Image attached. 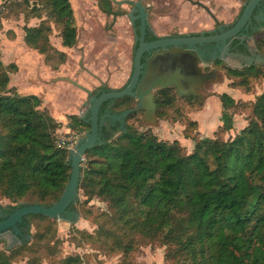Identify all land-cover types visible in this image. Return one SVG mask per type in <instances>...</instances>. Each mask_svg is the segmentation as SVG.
Listing matches in <instances>:
<instances>
[{"label":"trees","instance_id":"16d2710c","mask_svg":"<svg viewBox=\"0 0 264 264\" xmlns=\"http://www.w3.org/2000/svg\"><path fill=\"white\" fill-rule=\"evenodd\" d=\"M34 1L61 25L62 45L73 47L78 34L71 1ZM99 7L108 15L115 13L112 0H100ZM26 31V43L48 60L51 54L61 61L66 58L64 52L53 49L48 39L51 26L46 21ZM158 38L151 31L146 40ZM137 46L138 42L134 52ZM258 48L264 52V38ZM221 62L216 60V64ZM226 73L231 87L241 86L246 92L251 90V81L263 75L259 65L228 67ZM8 83V71L0 62V195L12 202L0 205V210L7 215L23 204L55 203L71 172L69 151L55 144L59 123L40 109L38 96L8 94ZM103 90L110 88L101 87L94 94ZM218 97L221 126L213 137L201 136L198 122L187 119L183 135L194 142L189 153H183L178 140H161L150 129L140 131L128 123L117 138L108 137L87 150L79 189L86 202L97 196L112 212L109 226L98 223L94 235L84 234L87 240L126 254L133 250L137 236L147 242L159 240L167 246L171 264H264V92L253 102L247 124L228 139L217 133L233 129L235 101L226 92ZM184 99L199 105L204 100ZM175 100L174 88L155 91L157 107L162 110L159 115L172 108ZM135 102L130 96L110 100L101 113L107 104L118 114L134 108ZM137 112L130 113L126 122ZM88 117L69 115V127L90 129ZM75 205L69 209L79 214ZM25 218L30 227L40 221L36 225L40 240L47 238L51 220H56L40 214ZM30 241L0 249V264H19L15 259L30 249ZM60 264H81V259L69 256Z\"/></svg>","mask_w":264,"mask_h":264},{"label":"rangeland","instance_id":"374dc122","mask_svg":"<svg viewBox=\"0 0 264 264\" xmlns=\"http://www.w3.org/2000/svg\"><path fill=\"white\" fill-rule=\"evenodd\" d=\"M70 1L78 35L75 45L66 48L62 45L61 25L48 15L41 3L30 0L26 5L21 0H0V62L9 75L7 93L22 97L38 96L42 101L40 109L45 110L53 122L59 123L54 132L55 144L68 151L76 146L77 137L90 129L83 127L74 130L69 127V115L82 116L88 106H84L86 92L67 78L88 87L93 94L100 90L102 84L112 89L122 88L132 72L137 42L134 21L130 15L133 10L131 5L124 4L122 10L117 12V5L113 2L115 13L108 15L100 9V0ZM135 1H140L149 9V23L155 33H170L172 25L175 31L183 28V24L196 27V32L214 27L213 18L198 5L192 6L196 9V14L185 15L180 5L182 0ZM203 1L209 2V5L204 4L221 22L230 23L238 16L246 0L234 1L223 15L217 13V7L211 0V3ZM43 21L51 26L48 39L53 49L66 54L64 60H59L53 54L48 56L51 58L48 60L46 54L26 43L27 28L38 27ZM12 65L14 67H10ZM228 67L241 68L223 63L215 64L213 68L218 70V77L201 90V97L204 99L202 105L176 96L173 107L164 111L163 115H159L162 110L157 109L155 122H146L144 113L138 111L127 123L140 131L150 129L161 140H178L183 153H189L194 142L183 135L187 119L198 121L201 136L213 137L221 126L222 108L218 95L226 92L235 101L233 129L229 132L220 130L217 134L223 139L233 137L234 133L247 124L253 102L264 91V65H259L263 75L251 81L249 92L241 86H228L232 81L227 77ZM204 70L211 68L205 67ZM119 135L120 132L112 138ZM78 193L75 202L79 211L78 218L74 222L69 219L51 220L52 230L50 234L47 233L45 240H40L37 231L40 227L36 226L40 221H36L31 227L30 249L16 257L15 261L19 264H60L66 257L79 256L81 264H171L166 258L167 246L159 240L147 242L137 236L135 246L128 254L122 250L108 251L99 243L87 240L84 234L94 235L98 230V223L109 226L112 212L108 204L99 197L95 196L86 202L84 191L79 189ZM9 203H12L9 198L0 195V204Z\"/></svg>","mask_w":264,"mask_h":264},{"label":"water","instance_id":"95a60500","mask_svg":"<svg viewBox=\"0 0 264 264\" xmlns=\"http://www.w3.org/2000/svg\"><path fill=\"white\" fill-rule=\"evenodd\" d=\"M117 5V12L122 10L124 4L133 6L130 12L132 20L140 19V26L136 41L137 49L134 52L133 66L131 75L121 89L103 90L96 96L88 87L78 83L75 80L67 78L75 86L79 87L87 94L84 106H88L84 115L81 117L90 122L91 128L83 135L77 137L76 146L69 150L68 160L70 161L71 172L65 189L60 198L50 206L32 203L23 204L17 207L6 218L0 221V247L12 249L22 243L23 240H31L30 233L25 239H21L18 225L23 222L25 217L40 214L53 219L66 220L74 222L78 218V213L74 212L68 217L69 207L77 201L79 185L81 181V167L87 150L96 145L102 144L100 140L101 125L106 117L100 116V110L104 103L130 96L135 99L134 108L127 109L118 114L109 115L111 118L125 123L127 116L134 111H143L144 120L149 123L156 121L157 103L155 101V91L159 89L174 88L178 98L196 96L201 97V90L208 83L215 81L218 77V70L211 69L209 63L204 60L206 46L210 43L215 44V48H222L227 40L238 36L240 32L253 23L254 11L264 0H246L243 9L233 23V26L226 32L218 35H183V36H165L152 41H145L146 29L148 26L147 7L140 1L135 0H112ZM190 2L203 7L213 18L216 24L220 20L214 15L211 9L200 0H189ZM138 15L135 16V13ZM264 21V18H263ZM220 28H222L220 26ZM264 31V28L261 29ZM225 52L228 53L229 45H225ZM200 47L202 51L199 50ZM147 54V56H145ZM229 56H238L241 60L250 61L243 63L228 62L227 55L224 54L219 59L221 63L229 64L235 67H244L255 65H264V52H258L251 56H245L242 52H233ZM105 88V84H102ZM116 134V133H115ZM114 134V135H115ZM3 205V204H0ZM6 206V205H4Z\"/></svg>","mask_w":264,"mask_h":264},{"label":"flooded vegetation","instance_id":"af4514ba","mask_svg":"<svg viewBox=\"0 0 264 264\" xmlns=\"http://www.w3.org/2000/svg\"><path fill=\"white\" fill-rule=\"evenodd\" d=\"M165 4L169 5L170 2H165ZM194 5H196V4H194ZM242 9H243V7H242ZM242 9H241V11H242ZM241 11H240V13H241ZM147 12H148V17H147L148 26L146 29L145 41H152V40H146L149 32L153 31L155 33V31L151 27V24L149 23V9L148 8H147ZM239 14H238V16H239ZM136 15H138V12L135 13V16ZM253 15H254V19H253L252 25H250L246 29L242 30L238 36H234V37L228 39L226 44H222L221 49L215 48V44H212V43H210L206 46V50L204 53V60L209 63V67L211 69L216 64V60H221V59H219V56L222 57L224 54H226L228 57V59L226 61H224L225 63H228V62H235V63L236 62L237 63H243L244 62L245 63V62H248L250 60L243 59V61L241 62L240 61L241 59L238 56H229L230 53L242 52L245 54V56L246 55L251 56V54L255 53V50H257L258 52H262V50H260L258 48V42L261 38H263L262 35H264V31L261 30L262 28H264V21H263V18H264V2L255 9ZM237 17H235L234 20L230 23L220 21L221 22L220 24H216L214 22V27L212 29L206 30V31H201V32H196V30H193L191 32H186V33L180 32V31H175L174 26L172 25L171 26L172 29H171L170 33H168V35H166V36H183L186 34L187 35L188 34L189 35H202V34H204L205 36L218 35V34H221L223 32L228 31L233 26V23ZM134 25H135L136 36H138L139 26H140V19L139 18H135ZM220 26L222 28H220ZM161 37H165V36H161ZM225 45H229L228 53L225 52V47H226ZM199 50L202 51V48L200 47ZM145 56H147V54H145ZM221 61H223V60H221ZM253 65H255V64H253ZM106 103H104V104H106ZM112 114H116V113L112 109L111 104H107L106 107L104 108V110H102V113L100 110V116L106 115V117H105V119L101 125V130H100V140L102 142H104L108 137H112L115 133H119V132L121 133L122 131H124L127 128V125H128L127 122L121 123V122L111 118L109 115H112ZM72 213H73V210L70 208V209H68V214L66 216L69 217ZM7 216L8 215L4 210H0V218L3 219V218H6ZM18 227L20 229L19 237L23 240L29 235V232H30V224L28 222V218H24L23 222L20 223L18 225Z\"/></svg>","mask_w":264,"mask_h":264},{"label":"crops","instance_id":"0c3cea01","mask_svg":"<svg viewBox=\"0 0 264 264\" xmlns=\"http://www.w3.org/2000/svg\"><path fill=\"white\" fill-rule=\"evenodd\" d=\"M203 3H205V4H208L209 5V2H205V1H203V0H201ZM208 1H210V0H208ZM213 3L212 4H215V6L217 7V13L218 14H222L223 15V13H224V11H226V10H228L229 9V7H230V5H232L233 3H234V1H236V0H211ZM211 1H210V3H211ZM238 1H243V0H238ZM180 5H181V10H182V12L186 15V14H188V13H195L196 14V9H193L192 8V6H194V4L193 3H191L189 0H182L181 2H180ZM199 6V5H198ZM201 7V6H200ZM195 8V7H194ZM168 17V16H167ZM221 20V19H220ZM183 28H180V32H184V33H186V32H191V31H193V30H196V27H192V26H189V25H187V24H183ZM189 26V27H188ZM157 33V32H156ZM157 35H159L160 37L161 36H166V35H168V31L166 32V31H161L160 33H157ZM263 38H264V35H263ZM99 74V73H98ZM230 84V83H229ZM117 85H119V84H117ZM229 87H231L230 85H228ZM231 88H235V87H231ZM120 89V88H119ZM264 92V91H263ZM220 117H221V115H220ZM196 118V117H195ZM192 120H195V121H197L196 119H192ZM198 122V121H197ZM199 124V123H198ZM241 128H243V127H241ZM240 128V129H241ZM198 130H199V126H198ZM200 131V130H199ZM200 133H201V131H200ZM234 135H235V133H234ZM233 135V136H234ZM190 139V138H189ZM193 150V149H192ZM191 150V151H192Z\"/></svg>","mask_w":264,"mask_h":264}]
</instances>
